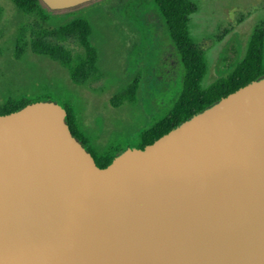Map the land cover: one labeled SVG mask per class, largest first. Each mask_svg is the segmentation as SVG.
<instances>
[{
  "label": "water",
  "instance_id": "95a60500",
  "mask_svg": "<svg viewBox=\"0 0 264 264\" xmlns=\"http://www.w3.org/2000/svg\"><path fill=\"white\" fill-rule=\"evenodd\" d=\"M67 114L0 116V264H264V78L106 168Z\"/></svg>",
  "mask_w": 264,
  "mask_h": 264
},
{
  "label": "rangeland",
  "instance_id": "374dc122",
  "mask_svg": "<svg viewBox=\"0 0 264 264\" xmlns=\"http://www.w3.org/2000/svg\"><path fill=\"white\" fill-rule=\"evenodd\" d=\"M194 1L199 10L191 18V33L206 52L208 87L231 72L223 61L227 51L236 46L242 58L252 33L264 28V0ZM0 6V105L9 99L54 96L72 109L77 129L90 139L98 157L113 148L136 147L140 134L167 115L181 92L184 68L153 0H96L54 11L56 17L48 19L38 12L24 14L10 0H0ZM75 18L90 23L91 43L99 54L98 75L83 85L73 83L59 63L30 49L33 37ZM22 29L24 46L17 58L16 38ZM57 43L82 53L73 40ZM137 79L136 99L130 102L126 91Z\"/></svg>",
  "mask_w": 264,
  "mask_h": 264
},
{
  "label": "trees",
  "instance_id": "16d2710c",
  "mask_svg": "<svg viewBox=\"0 0 264 264\" xmlns=\"http://www.w3.org/2000/svg\"><path fill=\"white\" fill-rule=\"evenodd\" d=\"M10 1L24 14L38 12L43 19L56 17L51 14L54 11L48 9L40 0ZM153 2L161 21L166 26L169 38L178 52L185 74L181 92L171 110L159 122L140 134L139 144L134 147L138 149H144V147L153 144L183 122L240 88L264 78V28H257L249 38L246 52L242 58H240L241 53L236 46L227 51L223 61L227 62L231 72L210 86L204 87V80L209 71L207 56L191 33V18L198 12V5L194 0H153ZM2 16L3 9L0 6V21ZM24 33L25 30L22 29L16 38L17 58H20L23 50ZM92 34V27L87 20L75 18L55 30L33 37L30 41V49L38 56H44L59 63L68 71L73 83L83 85L99 73V54L91 43ZM69 40L75 41L80 46L82 53L73 54L63 45L57 43ZM138 87L139 80L137 79L128 87L126 100L135 101ZM37 102H53L67 111L65 121L73 136L87 152L92 154L99 168H106L119 154L129 148H113L102 157H98L90 139L77 129L72 109L59 104L52 95L36 100L27 97L9 99L0 105V116L19 111L27 105Z\"/></svg>",
  "mask_w": 264,
  "mask_h": 264
}]
</instances>
